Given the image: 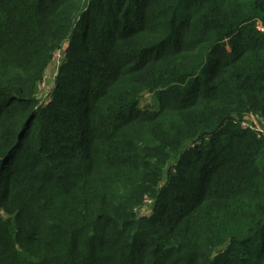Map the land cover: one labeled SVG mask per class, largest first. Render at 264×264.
Wrapping results in <instances>:
<instances>
[{
	"label": "trees",
	"instance_id": "1",
	"mask_svg": "<svg viewBox=\"0 0 264 264\" xmlns=\"http://www.w3.org/2000/svg\"><path fill=\"white\" fill-rule=\"evenodd\" d=\"M249 114L264 0H0V264H264Z\"/></svg>",
	"mask_w": 264,
	"mask_h": 264
},
{
	"label": "built area",
	"instance_id": "2",
	"mask_svg": "<svg viewBox=\"0 0 264 264\" xmlns=\"http://www.w3.org/2000/svg\"><path fill=\"white\" fill-rule=\"evenodd\" d=\"M63 57H64L63 52L62 51L58 52L55 55V57L52 61V64L50 66L49 72L51 71V73H52L51 75L55 81H56V78L58 75V70L62 64ZM56 60L58 62H55ZM53 66H55V69H52ZM46 77H45V79H46ZM45 79H44V82H43L41 88L45 87ZM55 81H54V83H55ZM42 90H44V89H42ZM238 122L240 123V126L243 130H250V131L255 132L260 138L264 137V121L261 120L259 117H256V116L249 114V115H246L245 117H243L242 119H239ZM148 202H149V204L152 203L151 201H148ZM147 208H149V207H147Z\"/></svg>",
	"mask_w": 264,
	"mask_h": 264
},
{
	"label": "rangeland",
	"instance_id": "3",
	"mask_svg": "<svg viewBox=\"0 0 264 264\" xmlns=\"http://www.w3.org/2000/svg\"><path fill=\"white\" fill-rule=\"evenodd\" d=\"M83 2H87L88 0H81ZM55 62H58L57 60ZM52 69H55V66H53ZM51 71L48 73L46 79H45V87H42V89H44V91L42 92V94L39 96L41 98V101H46L49 98L50 92L52 91V89L55 87V83H54V78L51 75ZM155 102H154V96L151 94H147L145 95L140 103V107L141 108H153L155 107ZM144 213L145 215L149 216L151 215V211H149V208H144Z\"/></svg>",
	"mask_w": 264,
	"mask_h": 264
}]
</instances>
